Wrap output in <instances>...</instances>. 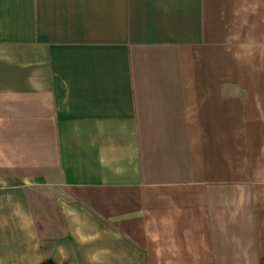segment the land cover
<instances>
[{"label": "crops", "instance_id": "0c3cea01", "mask_svg": "<svg viewBox=\"0 0 264 264\" xmlns=\"http://www.w3.org/2000/svg\"><path fill=\"white\" fill-rule=\"evenodd\" d=\"M0 264H264V0H0Z\"/></svg>", "mask_w": 264, "mask_h": 264}, {"label": "rangeland", "instance_id": "374dc122", "mask_svg": "<svg viewBox=\"0 0 264 264\" xmlns=\"http://www.w3.org/2000/svg\"><path fill=\"white\" fill-rule=\"evenodd\" d=\"M30 200L33 202V212L35 218L43 224L45 231L50 234L54 232L58 233V215L51 209L52 204L46 202V195L36 193L30 196ZM47 204L50 206L49 210L47 209Z\"/></svg>", "mask_w": 264, "mask_h": 264}]
</instances>
